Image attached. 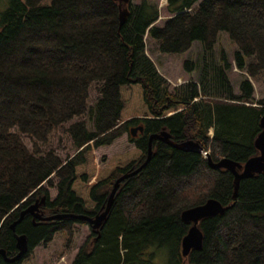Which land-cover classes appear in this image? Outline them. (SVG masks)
<instances>
[{
  "label": "trees",
  "instance_id": "trees-1",
  "mask_svg": "<svg viewBox=\"0 0 264 264\" xmlns=\"http://www.w3.org/2000/svg\"><path fill=\"white\" fill-rule=\"evenodd\" d=\"M139 1L129 0L120 26L115 0H0V249L14 257L17 235H26L28 245L22 259L7 262L0 255V264H22L55 233L70 238L73 224L87 225L73 219L34 223L26 214L11 229L42 196L43 216L101 213L114 181L145 161L152 134L195 141L213 161L244 164L258 155L254 140L264 99L256 104L248 80L233 93L226 54L214 47L218 34L227 35L237 47L236 68L250 77L264 73V0H165L171 17L160 27L157 6ZM146 35L169 55L199 43L210 61L184 67L199 69L203 89L187 82L169 92L145 55ZM209 69L207 86L201 78ZM94 83L102 84L100 96L88 106ZM85 115L91 130L81 121L67 128L76 151L70 160L40 150L56 128ZM131 125L143 127L137 138L130 136L137 152L112 158L90 184L92 146L111 145ZM151 147L150 160L120 184L102 228H89L71 264H155L161 251L167 264H264V175L241 180L235 191L233 175L210 169L202 154L157 140ZM45 185L55 188L54 200ZM210 199L229 208L199 222L202 246L185 259L181 240L190 224L181 213Z\"/></svg>",
  "mask_w": 264,
  "mask_h": 264
},
{
  "label": "rangeland",
  "instance_id": "rangeland-1",
  "mask_svg": "<svg viewBox=\"0 0 264 264\" xmlns=\"http://www.w3.org/2000/svg\"><path fill=\"white\" fill-rule=\"evenodd\" d=\"M132 4H138L139 0H130ZM150 3L157 6L159 11V18L156 21V26H162L164 22L171 17V14L167 10V2L165 0H148ZM124 9V7H122ZM217 42L215 44V52L224 50L230 68L226 71L227 78L232 86L233 93L239 94V86L242 80H248L253 89V99L257 104V101L264 99V73L260 72L250 77L247 71L238 70L235 66L233 55L237 50V47L231 43L228 36L225 34H218ZM144 52L147 58L151 61L155 67L157 73L165 80L169 92H173L174 89L187 82H194L198 85V90L203 89V86H199V69L195 68L194 71L189 72L184 67V63L191 61L196 65L207 64L209 58L203 55L201 45L194 42L190 48L182 53L176 55L163 54L159 51L158 44L151 40L147 35L144 37ZM205 60V61H204ZM252 60H248L250 63ZM203 75V85H209L210 78L212 77L210 69ZM101 83H94L89 88L88 106H93L100 96ZM254 104V106H257ZM141 117V116H137ZM81 121L86 124L87 128L91 130V124L87 115L80 119H74L71 122L64 124L62 127L56 128L47 145L40 146V150L43 153L51 152L62 163L70 160L76 151L72 145V140L67 132V128L70 124ZM135 127V125L128 126L121 135L108 146L93 147L91 148L90 160L93 173L90 177L89 183H95L107 169L110 168L111 159L120 155H129L130 153L137 152L135 144L130 139L129 130ZM212 134V131L209 132ZM23 142L26 147L31 150L32 142L22 136ZM209 153V151H208ZM210 155V153H209ZM56 179L53 178L52 182L55 183ZM48 192V198L50 201L56 197L55 188L45 185ZM91 235V231L87 225L75 223L71 226V237H67L64 232H57L53 235L51 242L46 246L35 247L29 257L22 264H71L77 251L81 246L86 243ZM155 264H167V257L164 251H161L154 260Z\"/></svg>",
  "mask_w": 264,
  "mask_h": 264
},
{
  "label": "water",
  "instance_id": "water-1",
  "mask_svg": "<svg viewBox=\"0 0 264 264\" xmlns=\"http://www.w3.org/2000/svg\"><path fill=\"white\" fill-rule=\"evenodd\" d=\"M115 1H117L120 5L119 25L121 26L122 24H124L127 16L126 6L129 0ZM122 7H124V9H122ZM259 125L261 131L254 140V147L258 152V155L251 157L244 164L234 162L228 158H222L218 161H213L209 153L205 152L199 143L192 140L175 143L171 140L170 134L167 131H161L158 134H152L148 139V151L145 161L136 170L127 174H123L114 181L106 206L104 207V210L101 213L92 217L87 215L64 213L43 216L40 211V206L45 204V196H42L40 199L36 200L33 204H31L29 207L20 212L18 220L11 225V229H14L15 224L19 223L26 214H29L32 217L34 223L36 221L41 223L52 220L73 219L86 223L92 231L100 230L107 219L108 213L114 200L115 193L119 188L120 184L128 178L137 175L150 160L153 153L151 147V143L153 140L163 142L164 144L180 151L202 154L207 160V165L210 169H223L233 175L235 185L234 188L236 191L241 180L251 178L257 174L264 175V115L261 117ZM129 133L131 137H136L137 133H143V127H133L129 130ZM228 208L229 206H223L219 201L210 199L206 201L203 205L185 210L181 213V220L184 223L190 224V228L187 234L181 240V254L183 258L186 259L192 250H199L202 246L203 234L198 228L199 222L205 218L223 215ZM15 240L17 254L14 257L8 258L5 254V251L3 249H0V255L7 262L18 261L22 259L25 254L28 253L26 235H17Z\"/></svg>",
  "mask_w": 264,
  "mask_h": 264
},
{
  "label": "flooded vegetation",
  "instance_id": "flooded-vegetation-1",
  "mask_svg": "<svg viewBox=\"0 0 264 264\" xmlns=\"http://www.w3.org/2000/svg\"><path fill=\"white\" fill-rule=\"evenodd\" d=\"M139 134H140V133H137V136H138ZM137 136H136V137H134V139H135V138H137Z\"/></svg>",
  "mask_w": 264,
  "mask_h": 264
}]
</instances>
